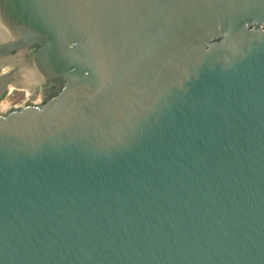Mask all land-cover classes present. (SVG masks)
Returning a JSON list of instances; mask_svg holds the SVG:
<instances>
[{
	"label": "water",
	"instance_id": "water-1",
	"mask_svg": "<svg viewBox=\"0 0 264 264\" xmlns=\"http://www.w3.org/2000/svg\"><path fill=\"white\" fill-rule=\"evenodd\" d=\"M13 88L0 264H264V0H0Z\"/></svg>",
	"mask_w": 264,
	"mask_h": 264
},
{
	"label": "rangeland",
	"instance_id": "rangeland-1",
	"mask_svg": "<svg viewBox=\"0 0 264 264\" xmlns=\"http://www.w3.org/2000/svg\"><path fill=\"white\" fill-rule=\"evenodd\" d=\"M29 90L18 91L13 90L12 93L8 94L5 99L0 103V110L6 112L12 107L20 106L28 100ZM38 102V100H37Z\"/></svg>",
	"mask_w": 264,
	"mask_h": 264
},
{
	"label": "flooded vegetation",
	"instance_id": "flooded-vegetation-1",
	"mask_svg": "<svg viewBox=\"0 0 264 264\" xmlns=\"http://www.w3.org/2000/svg\"><path fill=\"white\" fill-rule=\"evenodd\" d=\"M13 90L26 91L27 89H24V88H13L8 94L12 93ZM8 94H7V95H8ZM7 95H6V96H7ZM33 96H35L34 99H32ZM28 97H29V98H28V100H27L26 102H28V101H32V102L35 103V104H39V103H42V102H43V99H42L41 94H36V95H35V94H33V93L30 92V94H28ZM39 97H40V98H39ZM4 99H5V98H4ZM4 99H3V100H4ZM3 100H2V101H3ZM37 100H38V102H37ZM2 101H1V102H2ZM1 102H0V103H1ZM26 102H24L22 105H24ZM22 105H20V106H22ZM16 107H19V106H16ZM12 108H13V107H12ZM10 109H11V108H10ZM0 111L3 112L2 110H0Z\"/></svg>",
	"mask_w": 264,
	"mask_h": 264
},
{
	"label": "bare ground",
	"instance_id": "bare-ground-1",
	"mask_svg": "<svg viewBox=\"0 0 264 264\" xmlns=\"http://www.w3.org/2000/svg\"><path fill=\"white\" fill-rule=\"evenodd\" d=\"M30 93V92H29ZM40 98V97H39Z\"/></svg>",
	"mask_w": 264,
	"mask_h": 264
}]
</instances>
